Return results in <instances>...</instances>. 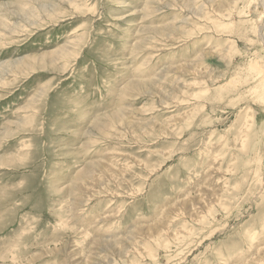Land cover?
<instances>
[{
	"label": "rangeland",
	"instance_id": "1",
	"mask_svg": "<svg viewBox=\"0 0 264 264\" xmlns=\"http://www.w3.org/2000/svg\"><path fill=\"white\" fill-rule=\"evenodd\" d=\"M193 1L0 0V264H264L261 3Z\"/></svg>",
	"mask_w": 264,
	"mask_h": 264
},
{
	"label": "bare ground",
	"instance_id": "2",
	"mask_svg": "<svg viewBox=\"0 0 264 264\" xmlns=\"http://www.w3.org/2000/svg\"><path fill=\"white\" fill-rule=\"evenodd\" d=\"M210 1V0H209ZM208 1V2H209ZM229 0H218V1H216V2H219V4H220V6H221V4H228L229 2H228ZM260 1V14L261 15H264V0H259ZM194 1L192 0V3H193ZM206 3V2H205ZM259 4V3H258ZM250 6V5H249ZM254 6V5H253ZM257 6V5H256ZM255 6V7H256ZM254 7V8H255ZM222 13H223V11H222ZM259 14V15H260ZM259 17H261V16H259ZM258 17V19L260 20V18ZM263 19V18H262ZM258 21V20H257ZM260 27V26H259ZM262 27V26H261ZM264 30V29H263ZM263 30H262V32H263ZM259 31V30H258ZM259 34H260V32H259ZM259 37V36H258ZM261 37H263V42H264V34L261 36ZM260 39V38H259ZM262 41V39L260 40V42ZM263 46H264V44H262ZM207 49H211V48H209L210 47V42L207 44ZM64 47V46H63ZM62 47V51H66V50H63L64 48L66 49V47H64L63 48ZM207 49H205L204 50V53H205V51L207 50ZM264 49V48H263ZM211 51V50H210ZM67 52V51H66ZM204 53H201L197 58H195L196 60L198 59V58H200L201 56H202V54H204ZM206 53H209V52H206ZM205 53V56L207 55ZM195 60V61H196ZM190 62H192V61H190ZM188 65V64H187ZM2 66V65H1ZM194 66H196V64L195 63H191V65H190V67L191 68H193ZM251 66H253V69H255V73H256V78L254 79V80H257V89H261V93L259 94V96H258V98H257V101H258V103H263L264 104V70H263V68L262 67H260V70H259V64L257 63V62H255V63H253V64H251ZM258 68V69H257ZM255 76V75H254ZM14 123V122H13ZM12 123V124H13ZM7 125L9 126V122H7ZM4 130V129H3ZM5 133H6V131H3V132H1L0 133V135L1 136H3V137H5ZM226 142V141H225ZM223 145V144H222ZM226 146V145H225ZM215 152H216V150H214ZM213 152V151H212ZM214 152V153H215ZM218 163V162H217ZM105 166V165H104ZM199 192V191H198ZM216 193V192H215ZM207 196V195H206ZM210 197V196H209ZM201 199V198H200ZM183 202H185V201H183ZM182 202V203H183ZM181 203V204H182ZM184 204H186V202L184 203ZM206 204V203H205ZM76 205V204H75ZM72 207H74V206H72ZM206 207V206H205ZM180 208V207H179ZM204 208V207H203ZM72 209H74V208H72ZM71 209V210H72ZM172 210V209H171ZM73 211V210H72ZM167 211V210H166ZM165 211V212H166ZM175 211V210H174ZM174 211H173V213H174ZM168 212V211H167ZM171 213V212H170ZM202 213V212H201ZM187 215V214H186ZM196 215V214H195ZM194 215V216H195ZM193 216V217H194ZM193 221V220H192ZM159 229V228H158ZM154 230V229H153ZM150 231V230H149ZM150 234V233H149ZM169 237V236H168ZM136 238V237H135ZM120 243V242H119ZM127 245V244H126ZM119 253V252H118ZM258 261H260V260H258ZM264 261V260H263Z\"/></svg>",
	"mask_w": 264,
	"mask_h": 264
}]
</instances>
